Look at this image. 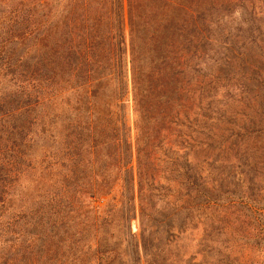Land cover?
<instances>
[{"label": "rangeland", "instance_id": "obj_1", "mask_svg": "<svg viewBox=\"0 0 264 264\" xmlns=\"http://www.w3.org/2000/svg\"><path fill=\"white\" fill-rule=\"evenodd\" d=\"M172 1L193 11L165 8V25L140 30L134 55L128 28L126 46L120 43L112 11L117 0H0V80L65 79L68 127L78 118L87 122L76 108L91 94L89 81L98 88L97 109L126 112L133 146L128 179L105 148L96 159L85 154L84 162H97L100 172L111 174L108 182L116 181L107 201H121L130 181L136 207L131 229L141 250L136 264H264V0ZM163 5L148 0L145 17L159 21ZM186 14L200 24L182 33L177 24ZM178 57V67L184 66L175 81L167 65ZM134 60L144 76L165 68L161 103L153 100V110L162 112L153 114L158 126L135 114ZM138 135L154 158L148 163L157 185L142 214ZM35 140L34 150L42 154L49 142ZM91 171L86 168L87 175ZM40 174L36 169L21 177L15 208L32 207L37 192L46 202L51 188L36 184Z\"/></svg>", "mask_w": 264, "mask_h": 264}, {"label": "trees", "instance_id": "obj_2", "mask_svg": "<svg viewBox=\"0 0 264 264\" xmlns=\"http://www.w3.org/2000/svg\"><path fill=\"white\" fill-rule=\"evenodd\" d=\"M163 1L162 18L158 21L143 13L148 0H128L127 18L124 0H117L112 11L121 46H126L128 28L135 55V39L140 30L165 25V8L180 5L172 0ZM180 7L192 10L191 6ZM196 24H200L196 17L186 14L177 26L185 33ZM179 60L180 57L171 58L167 65L168 74L175 81L183 73L184 65L179 68ZM132 75L135 114L142 119H154L158 126L160 120L153 114L160 116L162 112L153 110V100L159 99L156 105L161 103L165 68H152L144 76L134 60ZM66 83L63 78L0 80V264H136L141 260V250L131 229L136 207L134 193L128 194L130 181L121 201L116 198L107 201L116 181L109 183L111 174L108 175L107 169L100 172L97 162L89 160L87 165L84 162V156L96 159L105 148L108 160L121 166L128 179L133 172V167L129 169L133 164V146L127 114L97 109V86L95 81H89L85 86L89 84L91 94L86 102H78L76 108L87 115V122L78 118L68 127L64 113ZM81 86L77 84L75 89ZM120 89L124 91L122 86ZM83 107L85 111L81 110ZM160 135L157 131L152 145L158 143ZM37 137L49 142L42 154L34 150ZM68 140H73L71 146ZM140 140L138 135L137 176L142 214L147 196L157 185L153 165L148 163H153L154 158L147 155ZM89 166L92 171L87 175ZM36 169L41 173L36 184L49 185V197L43 202L42 193L37 192L39 196L32 207L15 208L13 202L20 197L21 177ZM47 208L49 216L45 214ZM141 240L147 255L150 247L143 233ZM1 246L6 248L2 250Z\"/></svg>", "mask_w": 264, "mask_h": 264}]
</instances>
